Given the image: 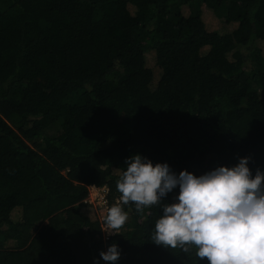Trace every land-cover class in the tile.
I'll use <instances>...</instances> for the list:
<instances>
[{"label": "trees", "instance_id": "16d2710c", "mask_svg": "<svg viewBox=\"0 0 264 264\" xmlns=\"http://www.w3.org/2000/svg\"><path fill=\"white\" fill-rule=\"evenodd\" d=\"M137 153L264 172V0H0V264H208L152 241L160 204L101 237L88 187Z\"/></svg>", "mask_w": 264, "mask_h": 264}, {"label": "clouds", "instance_id": "9594fccd", "mask_svg": "<svg viewBox=\"0 0 264 264\" xmlns=\"http://www.w3.org/2000/svg\"><path fill=\"white\" fill-rule=\"evenodd\" d=\"M125 165L116 182L120 203L104 216L106 234L117 233L126 223L122 205L132 202L141 210L160 204L162 214L152 235L156 244L185 251L194 246L208 264H264V172L253 175L248 157L200 175L184 169L174 172L167 162L153 163L138 153L127 157ZM176 188L173 201L162 202ZM119 256L114 243L100 252L113 264Z\"/></svg>", "mask_w": 264, "mask_h": 264}, {"label": "built area", "instance_id": "2783aa9c", "mask_svg": "<svg viewBox=\"0 0 264 264\" xmlns=\"http://www.w3.org/2000/svg\"><path fill=\"white\" fill-rule=\"evenodd\" d=\"M108 189L106 186H96L90 185L88 187V195L85 198L84 202L88 205L95 207L97 211L101 213V217H99L100 229H101V237L103 239H107L109 236L104 232L105 224H104V216L107 212V209L113 204L120 203L119 198H117L114 202H108Z\"/></svg>", "mask_w": 264, "mask_h": 264}, {"label": "rangeland", "instance_id": "374dc122", "mask_svg": "<svg viewBox=\"0 0 264 264\" xmlns=\"http://www.w3.org/2000/svg\"><path fill=\"white\" fill-rule=\"evenodd\" d=\"M90 206V205H89ZM91 208V215L92 217H96L97 219H99V217H101V213L99 211H97V209L95 207L90 206ZM104 264H113V262H107L105 261ZM115 264H121L118 260L115 262Z\"/></svg>", "mask_w": 264, "mask_h": 264}]
</instances>
